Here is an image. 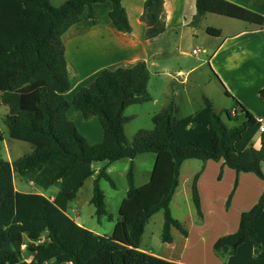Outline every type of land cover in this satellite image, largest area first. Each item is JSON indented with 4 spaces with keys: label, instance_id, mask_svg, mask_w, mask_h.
Segmentation results:
<instances>
[{
    "label": "trees",
    "instance_id": "1",
    "mask_svg": "<svg viewBox=\"0 0 264 264\" xmlns=\"http://www.w3.org/2000/svg\"><path fill=\"white\" fill-rule=\"evenodd\" d=\"M105 2L112 26L130 33L122 0H67L57 7L49 0H0V94L9 103L5 125L9 138L34 147L13 162L0 155V264H170L143 252L140 244L146 225L159 211L163 243H172L171 228L187 235L170 211L185 160H222L237 174L253 173L264 181V132L258 134L259 124L230 110L217 113L205 97L202 109L183 118L170 103L152 116V129L137 130L128 142L125 125L132 117L124 115L125 109L151 101L144 62L103 70L72 96L71 105L82 118H97L102 129L97 144L80 135L67 116L70 104L64 94L70 82L62 36L84 13L92 19L93 6ZM163 12V0H145L141 21L147 40L165 31ZM206 13L264 28V15L226 0H196L192 24ZM258 97L264 98V88ZM224 117L236 125L229 127ZM256 137L258 147L253 144ZM146 153L155 156L150 178L136 187L132 161ZM121 159L130 164L118 220L111 235L94 234L67 215L68 205L94 175L92 164L101 162L89 204L97 219L106 216L99 181L114 186L106 170ZM14 174L43 190L60 184L59 190L52 201L42 194L17 192ZM197 178L192 180V202L200 214ZM213 250L227 255L226 264H264V190L240 215L238 230L217 239Z\"/></svg>",
    "mask_w": 264,
    "mask_h": 264
},
{
    "label": "crops",
    "instance_id": "2",
    "mask_svg": "<svg viewBox=\"0 0 264 264\" xmlns=\"http://www.w3.org/2000/svg\"><path fill=\"white\" fill-rule=\"evenodd\" d=\"M65 1L67 0H49L54 7ZM226 1L264 15V0ZM144 2L145 0H122V6L126 11L131 28L128 34L120 33L112 26L108 17L110 4L105 2L93 6L92 19L84 13L80 22L68 29L62 36L66 70L70 82V89L64 94L70 104L67 116L74 122L78 132L83 133L81 136L90 144H97L102 140V129L97 118L92 117L88 120L82 118L80 112L71 105L72 96L81 88L89 86L101 71L129 67L137 62H144L146 65L149 72L148 85L152 77L162 79L161 84L165 88L163 89L164 103L160 111L173 103L178 113L180 107L191 105L197 106L196 113L204 106L203 97L211 102L215 112L224 111L216 110L213 99L204 91H195V88L199 87L196 81L190 82L191 75L197 71L199 65L182 69L179 65L172 64L173 60L185 55L183 40L187 36L195 40H199L198 36L200 37L203 47L192 49V54L194 50H197L195 55L199 52L207 54L206 65L214 82L224 97L233 100L231 114L255 122L259 118L264 119V98L258 97L259 90L264 88V28L212 13L204 14L194 25L192 19L195 15L196 0H163L165 31L158 37L147 40L145 38L146 25L141 21ZM185 87L190 88L187 90L188 94L183 93L182 96L180 91L186 92ZM178 89L179 91H176ZM185 95H188L187 101L184 100ZM150 96V102L158 104L152 93ZM0 111H3V114L0 113V122L5 125L9 103L2 102L1 94ZM0 135L2 137L1 130ZM2 142H4L3 137ZM257 143L258 147L259 138H257ZM194 160L200 163L197 171V164L193 162ZM184 162L193 164V171L188 181L190 183L188 198L193 207L191 186L193 178L198 176L196 186L200 199V214L194 207L195 216L188 228L182 221V223L179 221L187 231L186 236L175 228H171L172 243L166 244L170 248L175 246L176 241L181 243L176 258L151 252L149 249L141 250L170 264H226L227 255L214 252L213 244L217 239L238 230L240 215L258 202L264 190V181L253 173L237 174L224 165L222 160L202 162L197 159H188ZM183 163L180 167L179 184L170 202V211L183 182ZM93 171L94 175L84 181L83 186L77 191L76 198L67 209V215L80 226L82 225L79 220L72 214L75 212L72 203L79 199L83 187L92 186L98 170L93 169ZM151 171L136 187L148 182ZM27 183L34 187L32 191L22 192L15 185L14 188L17 192L42 194L50 201L58 192L47 195L45 191L48 189L43 190L33 182ZM91 197L92 191L90 195L88 193V196L84 197L83 201L90 200ZM27 261H30V258H27Z\"/></svg>",
    "mask_w": 264,
    "mask_h": 264
},
{
    "label": "rangeland",
    "instance_id": "3",
    "mask_svg": "<svg viewBox=\"0 0 264 264\" xmlns=\"http://www.w3.org/2000/svg\"><path fill=\"white\" fill-rule=\"evenodd\" d=\"M198 39L199 40H195L194 38L187 36V38L183 40V51L185 52V55L181 58L173 60L172 64L175 66L179 65L182 69H187L194 65H199L197 71L194 72L190 77V82L193 80V82L196 81L197 85H199V87L195 88V91L201 90L204 91V93L208 94L213 99L216 110H230L233 106V100L224 97L222 91L214 82V79L211 73L208 71L206 65L207 54H202L200 52L196 55L192 54V49H201V47H203V43L200 40L199 36ZM163 79H165V77ZM161 81L162 79L159 80L155 77H152L148 85L149 92L156 97L158 104H154L149 101L144 104L131 105L124 111L125 116L132 117V120L125 125V135L128 142H131L137 130L152 129L153 126L151 117L160 111L162 103H164L163 89L165 87L161 84ZM153 84L155 85L153 86ZM188 89H186L185 87L186 92L180 91V95L182 94L183 96V93L188 94ZM176 91H179V89ZM184 100H188V95H185ZM196 107L197 106L194 105H191L190 107H180L178 117L183 118L189 116L190 114H194L196 111ZM0 113L3 114V111H0ZM224 119L229 127H233L234 125H236L235 122L228 121L225 117ZM0 130L4 139V142H0V155L4 160L14 161L33 151L34 147L31 144L9 138L7 126L5 127V125H3L1 122ZM79 133L80 135H83L82 132ZM257 138L258 137L253 140V144L255 147H257L256 145H258ZM154 157L155 156L152 153L141 154L135 157L133 161L135 166V186L141 184V181L145 179L147 175H149L154 163ZM193 162H196L197 164V171L200 163H197V161L195 160ZM103 164L104 163L101 162L94 163L92 167L93 169H97L99 171ZM128 167L129 160L127 159L116 161L108 166L106 172L109 175L114 186H111L110 183L104 179H101L99 181V187L105 197V206L107 211V215L102 216L100 219H97V217L95 216L94 207L88 203L89 200L85 202L83 201L84 197L88 196V193L89 195L91 194L92 186L89 187V185H87L85 186V188L83 187V191H81L79 199L75 200L72 203L75 211L72 214H74V217L79 220V223L85 229L101 236L111 235L113 227L118 220V209L120 203L125 198L128 189L126 178ZM192 171L193 164L190 162H184L182 165L183 182L181 185V189L176 195L171 207L172 217L176 218L180 222L182 221L187 228L189 227V223L192 221V218H194L195 216V209L193 205H191V200L188 198V195H190V183L188 181L190 179V174ZM13 179L16 188L22 192L32 191L34 189L31 184L22 180L17 174H14ZM59 186L60 184L56 183L52 187L48 188L45 193L47 195H51L59 190ZM71 216L73 217V215ZM162 228L163 215L162 212L159 211L150 219V221L146 225V229L140 244V249H149L151 252H157L163 254L164 256L176 258L179 254L181 243L176 241L175 246L169 248L168 244L161 241ZM186 258H188V256H186Z\"/></svg>",
    "mask_w": 264,
    "mask_h": 264
},
{
    "label": "built area",
    "instance_id": "4",
    "mask_svg": "<svg viewBox=\"0 0 264 264\" xmlns=\"http://www.w3.org/2000/svg\"><path fill=\"white\" fill-rule=\"evenodd\" d=\"M197 52V50H194L193 53L195 54ZM256 122L259 124L258 127V133H263L264 132V119L263 118H259L256 120Z\"/></svg>",
    "mask_w": 264,
    "mask_h": 264
}]
</instances>
